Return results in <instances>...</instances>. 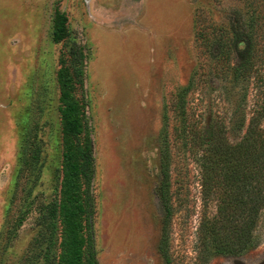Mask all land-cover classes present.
Returning a JSON list of instances; mask_svg holds the SVG:
<instances>
[{
	"label": "rangeland",
	"instance_id": "1",
	"mask_svg": "<svg viewBox=\"0 0 264 264\" xmlns=\"http://www.w3.org/2000/svg\"><path fill=\"white\" fill-rule=\"evenodd\" d=\"M56 10L68 17L69 34L59 43L53 40ZM234 26L255 37L254 70L264 78V0H0V264H31L32 248L40 252L41 208L63 176L57 73L74 49L83 56L70 63L84 70L76 95L95 159L99 264H165L161 135L170 155L169 264H264V209L249 230L248 203L241 201L252 188L238 182L225 194L230 211L220 215L216 184L223 178L218 173L212 182L201 165L207 129L218 125L229 143L240 142L264 95L255 75L234 78L246 46L236 47ZM186 89L198 140L177 108L176 95ZM34 142L40 160L25 168ZM218 231L234 252L216 250Z\"/></svg>",
	"mask_w": 264,
	"mask_h": 264
},
{
	"label": "trees",
	"instance_id": "2",
	"mask_svg": "<svg viewBox=\"0 0 264 264\" xmlns=\"http://www.w3.org/2000/svg\"><path fill=\"white\" fill-rule=\"evenodd\" d=\"M239 22L241 29H246L247 25L243 16ZM198 31L199 38L205 39L208 45L211 44L205 30L198 28ZM234 33L236 47L239 46L241 41L246 43L241 53V59L233 69L234 78L238 80L242 78L246 81L252 75H255L264 83V78L258 76L259 72L254 70L255 37L253 38L250 34L244 35L237 27L234 28ZM68 34V17L64 12L56 10L53 18V40L57 43L62 42ZM245 37H248L249 40H246ZM246 41H250V43L247 44ZM219 43L216 39V49L219 48L217 46ZM71 55L70 61L65 60V58L60 60L61 67L57 73L61 103L59 115L62 124L64 148L63 176L56 187V191L57 189L59 191L44 208H41L40 223L43 236L40 234V237L38 236V239L35 240L40 252L36 254V251L34 252L32 248L28 255L27 261L31 264H99L96 256L93 221L95 209L92 183L95 175V159L91 134L85 121V106L76 95L77 89L84 84V70L70 63L71 61L73 63L82 62L83 56L75 49L71 52ZM187 89L176 95L179 102L177 108L181 111L180 116L183 117L184 122L186 118V129L189 128V132L191 131V137L193 136L194 139L198 140L202 135L199 131L190 128V121L187 118V106L184 102L185 99L187 101ZM255 111L248 121L242 140L236 144H231L226 140L222 127L218 125L210 126L207 129L209 140L201 159L204 172L206 171L212 182L218 173L223 178V183L219 185L220 182H218L216 184V190L218 193L220 192V206L218 207L220 215H223V212L230 211L231 208L229 202L225 199V194L229 190H233L238 182L243 183L242 185L247 182V185L252 188V191L249 190L248 196H246L249 197L248 202L244 196L241 200L243 202L245 199L248 203L249 230L255 227L260 212L264 209V126L262 125L264 95L261 96L260 103ZM195 133L196 135H194ZM161 142L162 180L158 194L163 209V226L159 249L165 259V264H169L170 259L166 245L173 212L170 199V155L166 135H161ZM31 145L34 148L32 154L24 161L25 168L36 166L40 160V145L37 142ZM203 175L205 176V173ZM36 181H38V177L35 175L31 180V189ZM36 196L27 199V209L33 207L37 199ZM218 233L219 231L213 234L216 250L224 253L234 252V247L223 246V241Z\"/></svg>",
	"mask_w": 264,
	"mask_h": 264
}]
</instances>
